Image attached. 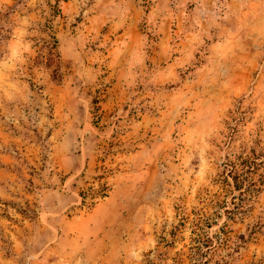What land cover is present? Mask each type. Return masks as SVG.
Wrapping results in <instances>:
<instances>
[{"label": "rangeland", "instance_id": "obj_1", "mask_svg": "<svg viewBox=\"0 0 264 264\" xmlns=\"http://www.w3.org/2000/svg\"><path fill=\"white\" fill-rule=\"evenodd\" d=\"M0 264H264V0H0Z\"/></svg>", "mask_w": 264, "mask_h": 264}, {"label": "trees", "instance_id": "obj_2", "mask_svg": "<svg viewBox=\"0 0 264 264\" xmlns=\"http://www.w3.org/2000/svg\"><path fill=\"white\" fill-rule=\"evenodd\" d=\"M101 178H103V175L98 176L99 183L97 188L90 186L86 190L80 191V195L82 197V203H85L87 198L90 199H94L96 197L103 198L107 195L108 187L105 182H100Z\"/></svg>", "mask_w": 264, "mask_h": 264}]
</instances>
